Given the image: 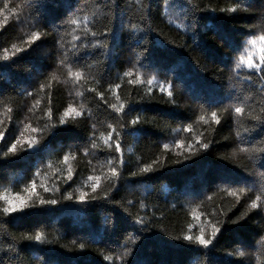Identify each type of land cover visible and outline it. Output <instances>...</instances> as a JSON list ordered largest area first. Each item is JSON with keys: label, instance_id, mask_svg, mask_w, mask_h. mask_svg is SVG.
<instances>
[{"label": "trees", "instance_id": "16d2710c", "mask_svg": "<svg viewBox=\"0 0 264 264\" xmlns=\"http://www.w3.org/2000/svg\"><path fill=\"white\" fill-rule=\"evenodd\" d=\"M185 2L176 0V8L171 9L169 0H140V4L137 0H123L114 15L108 12L106 20L103 16L92 18L95 7H104L97 5L96 0H56L55 3L34 0L32 8H24V0H0V9H3L0 21L5 16L9 18L0 34V56L4 48L11 51L12 44L28 49L11 61L0 62V130L5 133V139L0 140V194L24 195L25 186L33 178L38 185L45 183L60 189L45 193L37 188L46 199H57L55 205L25 209L19 220L7 223L3 221L8 218L0 216V249L6 250V241L11 239L19 252V255L4 256L0 251L4 264H113L104 257L115 259L124 253V244L128 245L130 253L124 257L127 264H264V245L257 239L264 226V212L258 214L248 208L249 198L258 195L264 184V177L259 175L264 171L260 167L264 161L260 153L253 152L254 159H249V154L238 151L240 137L236 132L245 139H252L250 148L253 145L264 147L261 142L264 134L259 130L244 132L243 128L251 122L245 120L243 127H238L230 111L221 113V124L214 126V132L205 131L208 126L197 119L209 106L215 108L221 101L228 103L224 97L234 82L231 71L234 63L244 54L243 49L248 47L246 40L252 34H264V27L260 26L264 0H251L248 11L234 14L220 9L232 7L235 0H193L201 9L196 12L195 27L191 12L187 17L180 14L179 8ZM5 4L9 9H22L19 16L10 15L9 9H4ZM78 9L82 10L78 13L81 19H92L90 26L98 34L107 25L115 37L108 41L114 49L111 58L91 70L82 68L86 79L76 85L67 76V69L58 66L57 42L61 36L64 41L71 40V35L65 34L71 32L65 22ZM145 14L150 15V19L141 21L140 17ZM129 19L137 24L136 35L144 36L139 42L130 39L127 30L121 31V22L127 24ZM37 30L42 38L28 48L23 41ZM222 36L229 38L231 46ZM241 44L243 48L237 52ZM127 71L133 75L124 76ZM246 74V70L241 71V77ZM52 76L56 79L52 80L49 105V90L41 92L39 85L47 84ZM149 79L154 80L151 86L147 84ZM129 80L136 83L129 84ZM169 83L175 104L168 103L167 95L159 91L161 84ZM116 84L120 87L115 92L110 91L109 85ZM149 87L153 89L150 96L147 95ZM90 88L102 92L109 103H116L114 97L118 94L126 110L131 104L135 111L124 117L125 123L137 114L142 118L141 124L130 125L128 134L121 136L125 163L119 169L117 188L109 192V198H104V193L111 184L104 176L108 174L106 161L111 153L103 147L100 138L110 131L108 124L117 131L120 129L113 119L115 113L95 92L90 93ZM34 90L33 96L24 94ZM77 92L81 95H76ZM36 99H40V105L29 112ZM70 103L77 108L82 106L84 117L51 128V123ZM49 106L53 109V121L43 113ZM6 108H11L12 112L6 113ZM93 122L101 148L90 149L85 155L83 148L89 145ZM29 123L43 132L26 130L25 125ZM189 125L191 132L184 130ZM22 132L25 137L38 135L40 143L3 157ZM200 134L213 139L214 143L206 152L185 159L181 155L184 150L177 149L175 141L191 140ZM165 143L170 145L169 150L163 148ZM67 153H74L75 159L69 161L73 178L65 182L68 165L63 162V156ZM153 160L159 161L154 165L155 170L140 174L139 167ZM37 171L40 172L38 177L35 176ZM90 175L101 177V186L95 193L91 192ZM246 184L254 186L239 202L227 195V188ZM81 190L89 194L86 203L75 200ZM67 193H72L73 200L63 199ZM93 195L98 199L92 200ZM142 204L146 207H141ZM194 211L202 214L200 220L193 218ZM220 211L227 216H216L222 222L221 232L208 249L196 251L200 246L179 238L188 232L190 224L194 225L192 234H197L199 227L213 219L210 214ZM245 213L239 224L230 222L229 218L237 220ZM136 217L149 221V227L142 233L136 231ZM36 231L44 233L47 243L25 239ZM80 243L85 244L84 249L78 247ZM241 244L247 247L242 249ZM241 250L246 251L245 257L237 255ZM115 264H124V261L115 259Z\"/></svg>", "mask_w": 264, "mask_h": 264}, {"label": "snow or ice", "instance_id": "6c2138e0", "mask_svg": "<svg viewBox=\"0 0 264 264\" xmlns=\"http://www.w3.org/2000/svg\"><path fill=\"white\" fill-rule=\"evenodd\" d=\"M51 3H55L56 0H49ZM123 3V0H96V4H103V8L95 7V10L92 13V18L97 16H103L106 20L109 19L108 12H112L113 15L117 7H120ZM109 4L111 7H109ZM137 4H140V0H137ZM251 4V0H235V3L232 7L227 9H220L221 12L227 11L228 13H237L241 11H248V8ZM34 5V0H24L23 7L24 8H32ZM243 6V7H241ZM144 7V5H141ZM168 7L171 9L176 8V0H169ZM4 9H9V5L5 4ZM201 9L193 4V0H186V2L180 6L179 11L182 16L187 17L188 13H192V26L195 27L198 22L196 19V12ZM22 9L17 7H13L9 9L10 15L19 16ZM82 11L80 9L77 10L76 13L65 22L67 28H71V32H65L66 35H71L70 41H64L63 36H61L60 41H58V52L59 56L57 59V63L59 67L67 69V76L73 81L74 84L79 85L82 80H85V74L81 70L82 68H87L91 70L94 66H99L103 63L105 59H110L113 46H110L108 43L109 38L115 37V33L112 29L108 28L107 25L104 26V31L98 32L93 30L92 19L89 17L80 18L78 13ZM215 11V9H213ZM3 12V9H0V13ZM150 19V15H142L140 17L141 21H145ZM9 23L8 16H5L2 21H0V34H2V30ZM261 27H264V17L261 18ZM35 27V26H34ZM55 27V26H54ZM127 30L130 33V39H135L137 42L142 40L144 36L141 34L139 36L136 35L137 32V24L133 23L131 19H129L128 23L125 24L123 21L121 22V31ZM149 31L151 28L149 26ZM80 34H77V33ZM42 33L40 31H32L29 36L23 41V44L27 45L30 48L35 42L41 40ZM222 39H225V42L231 46V41L228 37L222 36ZM248 45L247 48L243 49L244 54H240L238 60L234 63L231 71L234 74V82L229 85V91L226 93L224 100L228 101L225 105L224 101H221L220 104L212 108L209 106L207 110H205L204 114H201L197 117L198 121H201L204 125H207L208 128L205 131L211 129L213 132L215 131L216 125L221 124L222 116L221 113L231 112L236 124L238 127H243V122L245 120L251 122L248 127H244V132L259 130L260 133L264 134V34L255 35L252 34L250 38L246 40ZM259 45V47H258ZM160 46H163V42H160ZM241 48H243V44L237 47L236 51L240 52ZM11 51L8 48L3 49V55L0 56V62L3 61H11L14 57L19 53H24L28 49L25 47H18L16 44H12ZM71 58V59H70ZM147 60V57L144 58ZM92 62L89 63L88 61ZM151 63V62H149ZM77 67V70H73L74 67ZM246 70L247 74L241 77V71ZM133 73L131 71H127L124 73V76L131 77ZM0 78H2V74H0ZM102 78V77H101ZM56 77L52 76L51 79L48 80L47 84H40L39 91L44 92L46 89L49 90V105L51 104V84L52 80H55ZM136 80H139L137 76ZM136 80H129V84L136 83ZM154 80L149 79L147 81L148 85H153ZM120 87L119 84H116L114 87L109 85V90L115 92L116 89ZM172 84L169 83L167 86L163 84L160 85L159 91L165 93L167 95L168 103L175 104L176 100L173 96ZM88 91L95 92L96 96L99 97L101 101L107 106L108 109H111L115 116L113 119L116 120V123L119 126L120 131H117L112 124H108V129L110 131L107 132V135L100 138L102 145L104 148L108 149L111 153L109 159H107L106 163L108 165L107 175L104 176V179L108 180L111 184L108 192L104 193V198H109V192L112 189L117 188V182L120 179V171L119 169L123 167L125 161L122 157L121 152V136L128 134L129 126H136L142 123V118L140 114H137L133 118L130 119L127 123L124 122V117L130 115L135 109L129 104L127 106L124 102H121V98L118 94L115 95L116 103H109L108 100L104 98V94L102 92H98L95 88H90ZM152 87L147 89V95L152 94ZM25 95L33 96L35 95V90L32 92L25 91ZM76 95H81V93L77 92ZM40 99H36L35 103L28 110L29 112H33L36 107L40 105ZM11 108H6V113H11ZM44 115L48 118L49 121H53V109L51 106L43 110ZM85 112L83 107L77 108L74 104H68V106L64 109V111L59 115L58 118L54 122L51 123L50 127L55 129L61 126H65L68 124L69 120L75 121L77 118L84 117ZM11 117H9L10 119ZM91 118L89 114V119ZM2 123V121H0ZM92 133L89 136V145L83 148L84 154L88 155L90 149H100L101 143H98V138L95 134L96 123H91ZM26 130H30L31 133H42L43 129H38L32 127L31 124L25 125ZM133 131H137V129H132ZM187 132L192 131V126L189 125L185 129ZM236 136L240 137V144L238 146V151L242 153H247L249 159H254L252 155L253 152L260 153L261 161H264V147H248V145L252 144V139H245L241 136L239 131L236 132ZM5 139V133L3 130H0V140ZM261 142L264 143V136H261ZM40 143L38 135H30L28 137L24 136L22 132L20 136H18L13 143L7 148V151L3 153V157H8L9 155H15L18 151H23L25 148H34V146ZM214 143V140L208 137H205L203 134L194 136L191 140H177L174 143V146L177 149H183L181 155L184 156L185 159H190L194 155H200L202 152H206L209 149V146ZM19 146V147H18ZM165 150H169L170 145L165 143L163 145ZM121 154V155H116ZM235 154V153H234ZM75 159L74 153H67L63 156V162L68 165L65 173V182L72 180L73 178V168L69 163L70 160ZM91 163V161H89ZM159 161L153 160L150 164H143L139 167V173H149L154 171V165L158 164ZM50 166V165H49ZM261 168H264V162L260 165ZM135 174V173H134ZM261 177H264V171L259 172ZM35 176H40V172L37 171ZM59 179V176H57ZM88 181H90L91 192L95 193L96 190L101 186V177L100 176H89ZM38 186L43 189L45 193L48 192H57L60 191L59 187H49L45 183L37 184L35 178L32 179L30 184L25 186L24 195L19 193L16 194H0V202H3V207H0V216L7 217L8 220H4V223H7L9 220L17 219L19 220L21 216L24 214L25 209L36 208L43 205H55L58 203L57 199H46L42 196L38 191ZM254 184H246L245 187L240 188H232L229 187L226 189L227 195L230 197H234L237 202L240 201L241 196L245 194L246 191H251ZM223 190V189H222ZM89 194L84 191H79V194L75 196V200L80 203H86ZM64 200L71 201L73 200L72 193H67L63 195ZM92 200L98 199L97 196H91ZM208 200H211V197H207ZM250 202L248 203V208L250 210H255L258 214L264 212V208H262V204H264V184L261 185L259 189V194L255 195L254 198H249ZM131 204V201L128 202ZM141 207H146V205L142 204ZM19 214L15 217L12 214ZM202 214H197L195 211L193 212V218L195 220H200V216ZM213 219L207 220L204 227H199V231L197 234H192V229L194 225H188V232L184 234L182 238L184 241L189 242L190 245L200 246L197 247L196 251H200V248L208 249L209 245L213 244V241L217 237V235L221 232V221L216 219L217 215L227 216V213L224 211H220L218 214L216 212L211 213ZM247 213L239 217L237 220H231L230 222L239 224L240 220H243ZM135 223L137 225V233L144 232L149 227V221L145 220L144 217H136ZM28 241H33L36 243L44 244L47 243L46 237L43 232L36 231L34 235L29 234L25 237ZM258 241L264 245V226L260 228V232L257 236ZM7 249H0V251L4 252V256H8L9 253H15L19 255V252L16 247H14V241L9 239L6 241ZM80 249L85 248L84 243H80L78 245ZM122 247L125 249L124 253L115 257V259H119L124 261V264H127V261L124 260V257L128 254V245L124 244ZM246 245L241 244V248H246ZM239 257H245L247 255L246 251L241 250L237 253ZM105 260H112L113 264H115V259L112 256H105ZM0 264H4L3 257H0ZM194 264H198V262H194Z\"/></svg>", "mask_w": 264, "mask_h": 264}, {"label": "rangeland", "instance_id": "374dc122", "mask_svg": "<svg viewBox=\"0 0 264 264\" xmlns=\"http://www.w3.org/2000/svg\"><path fill=\"white\" fill-rule=\"evenodd\" d=\"M258 47H259V45H258Z\"/></svg>", "mask_w": 264, "mask_h": 264}]
</instances>
